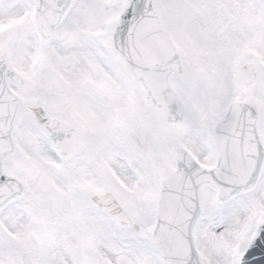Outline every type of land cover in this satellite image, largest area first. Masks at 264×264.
Masks as SVG:
<instances>
[{"label": "snow or ice", "instance_id": "6c2138e0", "mask_svg": "<svg viewBox=\"0 0 264 264\" xmlns=\"http://www.w3.org/2000/svg\"><path fill=\"white\" fill-rule=\"evenodd\" d=\"M0 264H264V0H0Z\"/></svg>", "mask_w": 264, "mask_h": 264}]
</instances>
